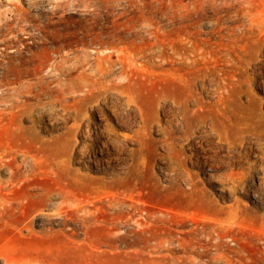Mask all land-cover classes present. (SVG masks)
I'll list each match as a JSON object with an SVG mask.
<instances>
[{"label":"rangeland","instance_id":"374dc122","mask_svg":"<svg viewBox=\"0 0 264 264\" xmlns=\"http://www.w3.org/2000/svg\"><path fill=\"white\" fill-rule=\"evenodd\" d=\"M0 17V264H264V0Z\"/></svg>","mask_w":264,"mask_h":264},{"label":"bare ground","instance_id":"6f19581e","mask_svg":"<svg viewBox=\"0 0 264 264\" xmlns=\"http://www.w3.org/2000/svg\"><path fill=\"white\" fill-rule=\"evenodd\" d=\"M6 11V9H5ZM10 11V10H9ZM8 12V10H7ZM5 13V12H4ZM4 13L2 15H4ZM1 15V16H2ZM5 16V15H4ZM1 18V17H0ZM159 30H156L155 32H158ZM153 36H156L155 34H153ZM148 46H154L156 45V43H151L148 42L147 43ZM167 49H170L172 51L173 56H180L179 59H184L187 56L183 53H181V50L183 49L180 45L179 46H168V47H161L158 49L157 53H159L158 57L160 58H164L167 59ZM185 55V56H183ZM52 65V63H51ZM49 70V69H48ZM63 94V93H62ZM198 110V109H197ZM196 112H190L187 109H183L182 113H181V120L185 125V128L188 132H192V126L196 120ZM101 117V116H100ZM3 120V119H2ZM215 123V121H214ZM182 125V124H181ZM182 127V126H181ZM175 153V152H174ZM5 155V154H4ZM3 155V156H4ZM1 164V163H0ZM14 174V173H13ZM11 177V176H10ZM1 187V184H0ZM2 201L0 200V205H2ZM63 206V205H62ZM93 209V208H92ZM80 208L79 207H73L70 211L73 212V217L70 218V220L74 221V222H78L80 225L81 229H86L90 224H94L96 222V220L94 219V214L90 213L89 211H85V213L83 214H78ZM27 229V228H26ZM109 233H112V231L118 229L117 227V223H111L109 224V226L107 227ZM49 233H53L52 231H48ZM63 233V231H61ZM64 234V233H63ZM63 256V255H62ZM51 263V262H50ZM67 263V262H66ZM79 264V263H78Z\"/></svg>","mask_w":264,"mask_h":264}]
</instances>
